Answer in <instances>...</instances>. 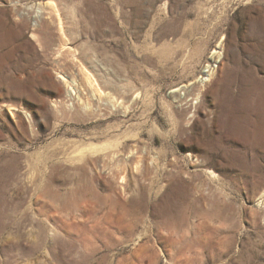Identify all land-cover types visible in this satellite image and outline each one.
Instances as JSON below:
<instances>
[{
	"label": "rangeland",
	"instance_id": "1",
	"mask_svg": "<svg viewBox=\"0 0 264 264\" xmlns=\"http://www.w3.org/2000/svg\"><path fill=\"white\" fill-rule=\"evenodd\" d=\"M169 5L0 0V264H264V0Z\"/></svg>",
	"mask_w": 264,
	"mask_h": 264
},
{
	"label": "crops",
	"instance_id": "2",
	"mask_svg": "<svg viewBox=\"0 0 264 264\" xmlns=\"http://www.w3.org/2000/svg\"><path fill=\"white\" fill-rule=\"evenodd\" d=\"M170 0H101V8L108 11V18L113 26H118V33L123 39V45L129 50H150L154 38V26H148L149 21H139V18L165 17L169 10ZM135 18H138L135 22ZM121 28V29H120ZM168 31L165 26L160 30L162 39ZM130 65H134L132 62Z\"/></svg>",
	"mask_w": 264,
	"mask_h": 264
},
{
	"label": "bare ground",
	"instance_id": "3",
	"mask_svg": "<svg viewBox=\"0 0 264 264\" xmlns=\"http://www.w3.org/2000/svg\"><path fill=\"white\" fill-rule=\"evenodd\" d=\"M56 7H53V10H54V13L56 14V17L58 18V11L55 9ZM35 9V12H36V15H37V17L38 18H40L43 14H44V9L41 7V6H38V7H35L34 8ZM33 10V9H32ZM30 11V10H29ZM58 20H59V18H58ZM59 25L58 26H60V28H62V26H61V22H60V20H59ZM60 30H62V29H60ZM62 32V31H61ZM86 79L88 80V83H89V85H90V87L94 90V92H96L97 94H99V96H102V91L100 90V88H99V86H98V84H97V81H96V79L94 78V76L93 75H91L90 73L89 74H86ZM60 79L65 83V82H67V79H66V77H64V76H62V77H60ZM75 81V80H74ZM72 82L73 84H75V82ZM74 91V90H73ZM73 93V92H72ZM75 93H73V95H74ZM220 244V243H219ZM222 244V243H221Z\"/></svg>",
	"mask_w": 264,
	"mask_h": 264
}]
</instances>
